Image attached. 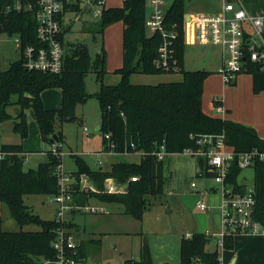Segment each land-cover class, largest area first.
Segmentation results:
<instances>
[{"label": "trees", "instance_id": "1", "mask_svg": "<svg viewBox=\"0 0 264 264\" xmlns=\"http://www.w3.org/2000/svg\"><path fill=\"white\" fill-rule=\"evenodd\" d=\"M25 1L32 4L31 10L6 14L4 9L12 4V0H0V34L10 37L18 35L22 46L37 45V0ZM98 1L96 0L97 3ZM186 3L187 0H174L165 16L168 25L175 26L178 35L174 50L179 64L176 73L183 75L182 81L158 85L131 83L133 74L163 72L154 65L162 37L147 31L148 7L145 0H123L121 7H103L98 23L87 27V32L102 35L108 25L119 21L124 24L123 66L115 71L120 76V81L115 85L104 82L106 71L103 47L94 59L83 44L73 49L66 48L64 69L60 74L29 71L21 59L3 69L0 60V123L12 118L6 109L12 103V98L17 97L16 104L20 113L14 119L13 131L22 141L29 135L25 112L31 109L43 141L52 147L51 139L56 136L58 142L55 143L60 146L61 152L64 143L63 125L75 119L77 106L94 97L101 111L100 132L104 150H114L119 154L142 151L139 163H113L108 171L91 170L81 157L74 159L78 169L72 176L88 175L99 190L103 189L104 181L110 177L115 178L118 183H128L125 194H107L86 192L74 182L72 187L75 206L84 208L90 199L96 198L103 203L123 205L125 215L141 220L149 207L147 198L160 195L165 186L164 161L153 155L162 146L167 154L183 153L187 148L197 147L199 136L209 135L215 138L223 135L227 146L238 153L254 150L264 152V139L259 137L254 128L210 116L203 111L204 81L210 72L190 71L184 67ZM70 7L71 11L77 13L88 11L85 7L81 8L78 2ZM66 8L69 6L66 5ZM63 36L64 33L61 41ZM90 72L95 74L99 84V89L94 94H89L85 87V76ZM247 74L253 77L254 93L263 92L264 71L252 63L249 64ZM47 89L61 90L59 108L47 109L44 106L41 94ZM113 143L115 147L111 149L109 145ZM2 148L14 154L0 162V203L8 206L11 217L21 230L5 231L0 228V264H42L43 260H54L56 251L52 244L57 229L64 227L73 231L75 224L58 222L56 218H41L29 209L24 197L36 194L53 197L59 193L56 168L62 163V158L49 150L45 162L39 163L36 168L26 169L24 155L27 152L23 144H4ZM199 163L203 174L214 177V172L204 159L199 158ZM250 171L254 173V217L264 225V161L256 160ZM242 172L234 162L226 180L240 191L244 190L239 183ZM133 177L137 180L132 181ZM75 212L76 210H72L68 214ZM27 225L37 226L38 230L24 231L22 228ZM210 240L211 236L204 233L184 237L180 245L181 264H220L219 250H206ZM233 247V236H227L223 248L229 250ZM88 248L99 253L102 241H81L80 255L86 256ZM132 262L133 259H127L123 263Z\"/></svg>", "mask_w": 264, "mask_h": 264}, {"label": "rangeland", "instance_id": "2", "mask_svg": "<svg viewBox=\"0 0 264 264\" xmlns=\"http://www.w3.org/2000/svg\"><path fill=\"white\" fill-rule=\"evenodd\" d=\"M115 2L119 0H114ZM246 8L251 13H264V0H243ZM222 0H187L186 16L189 14H211L220 11ZM101 7L93 6L88 11L81 13L68 11L65 14L66 23L71 22L70 27H65L64 45L66 48H77L79 44H83L87 49L92 59L101 51L103 47V39L101 35L91 34L87 32V27L96 25L100 16H94L95 12H100ZM150 13V8H147V14ZM189 22V20H188ZM0 60L1 67L7 69L9 65L18 60V55L14 52V38L10 36L0 35ZM222 49L219 46L213 45H190L185 49L186 70H203L206 68L212 72L218 71L221 64ZM181 73H158V74H133L130 78L132 84L136 85H158L160 83L182 81ZM112 79H106L105 83L117 84L110 82ZM98 83L94 73L90 72L85 76V87L89 94L98 91ZM47 93H53L58 99L59 91L55 89H47ZM60 95V94H59ZM45 96V95H43ZM43 100V99H42ZM11 104L7 107L6 112L12 117L11 119L0 123V143L22 144L25 142L31 153L28 155V161L25 164L26 169L35 168L38 163L47 160V153L53 148L48 143L44 142L36 120L34 112L27 110L26 118L29 127L28 138L23 140L14 133L13 122L20 113V108L16 104L17 97H13ZM44 102V101H43ZM54 102V101H53ZM49 105V104H48ZM46 107V104L44 103ZM60 107V106H59ZM47 108V107H46ZM49 109V108H47ZM54 109V108H52ZM84 118V122H81ZM99 120H101V111L98 101L91 97L83 105H79L75 110V119L64 124L63 131L66 136V143L61 146L62 167L67 172L75 173L77 165L74 159L81 157L90 167L91 170H99L100 168L108 170L112 163L127 162L139 163L142 159V151L135 153H116L114 150L107 152L103 149V137L100 131L96 130ZM88 129V132L84 130ZM97 151H102V155L98 156ZM164 175L165 186L163 192L159 195L149 196V207L144 212L143 218L137 220L131 216L116 214V212L108 210L112 207H118L119 204H105L98 200H91L90 207L76 211L74 214H67L64 217L66 222H72L77 225L81 232L76 235L79 241H88L93 239H101L102 248L99 253L93 252L91 248L87 249V257L90 263L99 262L103 264H122L126 256L131 253L135 257L134 252L139 250L141 245L140 234L128 236L120 234L124 231H135L140 226H145L146 229H155L159 226L173 227L179 221H185L193 226L203 213L196 206L200 202H208V199L202 195L212 189H219L213 176L203 174L202 167L199 163V158L186 155L184 153L168 154L164 157ZM243 176H247L249 183L254 180V173L250 170L242 172L240 181L244 182ZM74 181L80 189L84 191H92L96 193L105 190L107 179L104 181L103 189L98 187L90 180L89 176L84 174L73 176ZM116 183L119 187V193L125 189L126 183H118L115 178H108ZM252 179V180H251ZM194 182L197 187L192 188L191 183ZM109 183V182H108ZM212 191V190H211ZM25 204L34 213L45 220L55 219L58 206L53 200V197L46 195H27L24 197ZM186 204L190 215L182 214V207L186 208ZM209 204V202H208ZM122 207V206H121ZM167 207H173V211H168ZM97 210V211H96ZM101 211L102 213H100ZM109 211V212H107ZM0 228L5 231H20L21 227L11 217L8 206L0 203ZM24 231H36L37 226L27 225L22 228ZM147 231V230H146Z\"/></svg>", "mask_w": 264, "mask_h": 264}, {"label": "built area", "instance_id": "3", "mask_svg": "<svg viewBox=\"0 0 264 264\" xmlns=\"http://www.w3.org/2000/svg\"><path fill=\"white\" fill-rule=\"evenodd\" d=\"M173 1L145 0L147 7L150 8L146 20L147 31L162 37L154 65L156 69L166 73H176L179 70L174 50V42L178 35L175 26L170 27L165 18L166 11ZM77 2L81 8L87 7V10L93 6L103 8L105 4V0H99L98 3L96 0H37L38 9L35 18L38 44L22 46L20 37L12 36L15 44L14 52L29 71L52 74H60L63 71L66 47L64 36L61 41V35L65 33V27L71 26L70 21L66 23L65 14L71 11L70 6ZM66 5L69 8H66ZM31 9L32 4H27L25 0H12V4L5 7L4 13ZM101 11L95 12L94 16H100ZM185 43L219 46L222 49V58L217 73L222 76L226 85H232L238 76L248 73L249 64H256L264 71V14L251 13L243 0H222L221 9L217 13L185 15ZM52 146L51 153L60 156V146L56 143ZM109 146L113 149L115 144ZM183 153L204 159L214 172V180L220 187L221 199L218 207L222 231L218 236V247H224L227 236L264 235V225L254 217L256 200L253 184L251 186L240 184L244 189L240 191L239 188L226 181L234 162L242 171L251 170L256 160L264 161V152L254 150L238 153L227 146L223 135L215 138L204 135L197 138L196 148H187ZM13 154V152L3 150L0 144V162ZM153 155L158 160H164L168 154L162 146L160 151ZM24 156L26 158V155ZM25 162H27L26 159ZM56 176L59 193L53 196L58 206L55 218L58 222H65L64 217L69 212L80 208L74 205L73 177L64 170L61 164L56 168ZM136 180V177L132 178V181ZM191 186L194 188L196 184L193 182ZM103 192L118 194L119 187L107 179ZM197 206L202 211L212 210V206L205 202H200ZM73 231L75 232L74 229ZM73 231L64 227L57 229L56 238L52 244L56 251V259L43 260L42 264H103L90 263L88 258L80 255L81 241L77 239L76 232ZM132 264H139V261L133 259Z\"/></svg>", "mask_w": 264, "mask_h": 264}, {"label": "crops", "instance_id": "4", "mask_svg": "<svg viewBox=\"0 0 264 264\" xmlns=\"http://www.w3.org/2000/svg\"><path fill=\"white\" fill-rule=\"evenodd\" d=\"M122 5L123 0H119L117 2H115L114 0H105L104 7H121ZM254 14L261 13L254 12ZM123 33L124 24L123 22L119 21L105 27L103 34L101 35L105 52L104 68L106 71V75L104 78V82L106 81V79H112V81L110 82H116L117 80V82L120 81V76L115 74V71L123 66ZM0 42L3 43L5 41L0 40ZM186 46L190 45H188L187 43ZM184 67H186L185 57ZM203 70L207 69L204 68ZM208 72H210V74L204 81L202 100V108L205 114L252 127L256 130L259 137L264 139V91L258 94L254 93L252 75L242 74L237 77L232 85H226L220 74L212 72L211 70H209ZM108 84L110 85L112 83ZM55 90H58L60 94H58L59 98L57 100H54V94L47 93V90L43 91L41 94V97L44 101L43 103H45L46 107L49 109H57L61 105V90ZM80 120L81 122H84V118H81ZM100 122L101 120H99L96 129L100 127ZM85 128L86 127H84V130ZM62 132L64 134L63 127ZM65 143L66 136L64 134L63 144ZM22 144L24 150L27 152L26 161H28V155L29 153H31V151L29 147L26 146L25 142H22ZM47 152L43 151V153ZM102 153V151H97L96 155L98 156V158L100 155H102ZM100 169H102L103 171H108L110 168L108 170L103 168ZM67 173H69L71 176L73 174V172ZM242 178L244 182L240 181L239 178L240 184L249 186L254 184V181L252 183L248 182L249 179L247 176H243ZM127 191L128 184L126 185L125 189H123L122 193L125 194ZM202 196L208 199L209 204L212 206V210L202 211L198 208V206H196L198 210L202 211L205 214H202L193 226L191 225L190 220V224L182 220L176 223V225L173 227L163 228L162 226H159L155 229H146L143 225L140 226V228H137L135 231H124L123 233H120L126 234L128 236L139 234L141 235V245L139 250L134 252L135 257L132 255L133 253H131L130 256L125 257V260H138L140 264H181L180 245L182 239L184 237H190L194 233H204L211 236V240L207 245L206 250L208 252L219 250L220 264H264V235L235 234L233 236V249L228 250L218 247V236L222 231L220 210L218 207L221 199L220 187L219 189L212 188L206 191ZM93 199L98 200L96 198H92L90 199V201ZM90 201L86 207H90ZM79 208L80 209H77L76 211H80L81 207ZM112 209L114 212H116V214L125 215V207L123 205L112 207L108 210L111 212ZM167 210L169 212L173 211V207H167ZM99 212L102 213L101 211ZM181 212L182 214L186 215V217L190 215V211L187 205L186 208L182 207ZM77 228L80 229L77 225H75V232ZM85 257L88 258L87 255ZM98 263H101V261H99Z\"/></svg>", "mask_w": 264, "mask_h": 264}, {"label": "water", "instance_id": "5", "mask_svg": "<svg viewBox=\"0 0 264 264\" xmlns=\"http://www.w3.org/2000/svg\"><path fill=\"white\" fill-rule=\"evenodd\" d=\"M85 10H87V7H85ZM187 20H188V18H187ZM97 131H100V127H98L97 129H96ZM55 142H58V139H57V137L56 136H53V138L51 139V144H54ZM76 232L78 233V232H80V229H76Z\"/></svg>", "mask_w": 264, "mask_h": 264}]
</instances>
